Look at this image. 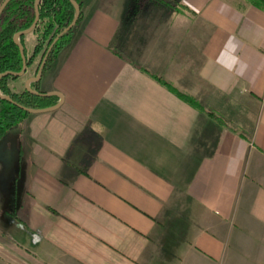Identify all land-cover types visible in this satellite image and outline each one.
<instances>
[{
  "label": "crops",
  "instance_id": "1",
  "mask_svg": "<svg viewBox=\"0 0 264 264\" xmlns=\"http://www.w3.org/2000/svg\"><path fill=\"white\" fill-rule=\"evenodd\" d=\"M160 2L83 0L31 84L62 103L0 137V264H264V0Z\"/></svg>",
  "mask_w": 264,
  "mask_h": 264
},
{
  "label": "trees",
  "instance_id": "2",
  "mask_svg": "<svg viewBox=\"0 0 264 264\" xmlns=\"http://www.w3.org/2000/svg\"><path fill=\"white\" fill-rule=\"evenodd\" d=\"M34 1L12 0L0 15V74L4 72H19L21 70L22 64L19 51L12 41V36L16 32L26 30L32 24L34 19V12H32ZM74 1L80 8V20L83 0ZM139 1L131 0V6L133 8L134 4L138 6ZM154 1L157 3L162 0ZM39 15V21L34 31L36 34V44L33 55L28 59V65H31L39 55L43 56L53 40L70 24L74 15V9L68 0H41L39 4ZM75 26L67 34L58 38L47 56V61L51 60L52 57L56 56L70 43V34ZM8 79L11 78L7 77L0 80V91L3 95L10 96L14 102L34 109L46 108L55 103L50 98H39L31 96L26 92L23 95L11 93L6 87ZM161 84L175 92L173 88L164 82H161ZM175 94L182 100L195 105L193 101L185 96L177 92ZM26 115V112H23L8 102L0 101V137L4 135L7 129L17 125Z\"/></svg>",
  "mask_w": 264,
  "mask_h": 264
},
{
  "label": "water",
  "instance_id": "3",
  "mask_svg": "<svg viewBox=\"0 0 264 264\" xmlns=\"http://www.w3.org/2000/svg\"><path fill=\"white\" fill-rule=\"evenodd\" d=\"M10 1H12V0H4L2 2L1 6H0V15H1L2 11L5 9V7L7 6V4ZM40 1L41 0H35L34 1V6H33L34 19H33L32 24L30 25V27L27 28L26 30L16 32L12 36V41H13L14 45L18 48V51H19L21 64H22L21 65V70L19 72H4V73H1L0 74V80L3 79V78H7V77L20 78V77L24 76V74H25V72L27 70V67H28V60L26 58V55H25V52H24V48H23L22 44L19 42V40L23 36L32 33L35 30V28L37 27V24H38V21H39V16H40L39 15V9H38ZM68 1L72 5V7L74 9V15H73V18H72L70 24L49 45V47L46 49L44 55L42 56V58H41V60L39 62V65H38V68H37L35 76L31 77V78H28L25 81V84H24L25 92L28 93L31 96H35V97H39V98L57 97L59 99V101L53 106H50V107H47V108H40V109L28 108V107H25L23 105H20V104L14 102L8 95H3L1 93H0V101L8 102L9 104L17 107L18 109H20L23 112H26L28 114H36V113L52 111V110L57 109L61 105L62 97L60 96V94H58L56 92H50V93L37 92V91H35V90H33L31 88V84L32 83H37L40 80L44 65H45V63L47 61V56H48L49 52L51 51V49L53 48V46L55 45V43L57 42L58 38H60L63 35L67 34L76 25V23H77V21L79 19V15H80L79 5L74 0H68Z\"/></svg>",
  "mask_w": 264,
  "mask_h": 264
},
{
  "label": "rangeland",
  "instance_id": "4",
  "mask_svg": "<svg viewBox=\"0 0 264 264\" xmlns=\"http://www.w3.org/2000/svg\"><path fill=\"white\" fill-rule=\"evenodd\" d=\"M4 0H0V6H1V4H2V2H3ZM41 2V1H40ZM40 2H39V4H40ZM38 9H39V6H38ZM32 12H34V9H32ZM80 16V15H79ZM79 20V19H78ZM78 22V21H77ZM77 24V23H76ZM35 31V30H34ZM33 31V32H34ZM35 33V32H34ZM49 47V46H48ZM9 80H12V79H9ZM0 93L2 94V92L0 91Z\"/></svg>",
  "mask_w": 264,
  "mask_h": 264
},
{
  "label": "flooded vegetation",
  "instance_id": "5",
  "mask_svg": "<svg viewBox=\"0 0 264 264\" xmlns=\"http://www.w3.org/2000/svg\"><path fill=\"white\" fill-rule=\"evenodd\" d=\"M28 60V59H27ZM23 95V94H22ZM10 97V96H9Z\"/></svg>",
  "mask_w": 264,
  "mask_h": 264
}]
</instances>
